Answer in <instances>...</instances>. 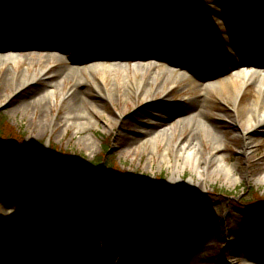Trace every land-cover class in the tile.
Returning a JSON list of instances; mask_svg holds the SVG:
<instances>
[{"label":"rangeland","instance_id":"rangeland-1","mask_svg":"<svg viewBox=\"0 0 264 264\" xmlns=\"http://www.w3.org/2000/svg\"><path fill=\"white\" fill-rule=\"evenodd\" d=\"M141 8L134 14L125 4L104 9L92 2L78 10L67 3L54 4L52 11H47L31 4L16 12L3 13L4 20L0 18L2 46L41 45L49 38V44L53 39L51 43L68 47V53L60 55L63 65L54 61L46 63L44 57L21 66L2 65V73L28 70L37 73L38 79L6 101L1 96L11 91L5 87L6 78L0 81V119L6 121L4 125L17 130L15 136L28 149V154L38 159L41 167L51 163L56 151L69 157L71 168L68 169L77 176L76 193L84 218L82 228L75 226V211H70L66 200L53 191L39 187L17 189L0 182V229L4 235L11 234L12 229L16 234L8 245L6 264H33L34 258L41 259L40 264H189L193 255L194 264H260L249 261L253 254L264 261V221L261 220L264 182H259L264 175V130L255 137L256 145L248 164L240 150L243 142L237 134L238 129H245V108L258 97L253 86L239 100L212 89L206 107L210 113H204L208 122L216 121L214 124L225 133L226 162L239 163L234 174L239 173L241 180L235 184L223 175L204 180L194 162L177 173L173 146L168 152L169 160L161 161L158 155L152 154V145L133 144L145 128L151 129L199 108L203 104L202 86L208 80H235L234 69L239 68L236 62L245 58L246 51L255 52L249 59L264 62V0H182L178 5L172 0H159ZM197 17L201 24L194 20ZM236 52H240L239 58ZM33 53L38 57L39 52ZM142 54L165 62L156 66L160 75L101 71L94 74V85L89 74L84 73L83 77L82 73L74 72L77 66L72 64L79 59L83 65L95 61L109 65L117 57L129 60ZM172 64L189 67L191 76L167 78L165 72ZM45 67L52 70L60 67L75 79L61 86L51 75H39ZM127 78L155 80L158 86L164 83L165 90L157 91L155 83L154 93L132 96V90L124 83ZM78 79L84 84V100L75 102L70 100L69 92L74 84L79 85ZM48 92H53L49 97L50 109L46 101L36 104ZM29 99L35 103L28 108L15 106L18 101ZM88 103L101 112L88 109ZM87 111L95 118L94 127L80 131L76 124L65 126L69 114L80 123L87 118ZM237 117L241 124L234 122ZM190 133L186 127L182 134H175L174 141L179 142L181 136L185 138ZM86 137L94 141L91 149L83 142ZM163 140L160 138L157 143L161 155L167 145ZM203 146L205 153L214 150L208 140H203ZM0 159H4L3 154ZM97 162L102 164L96 165V169L93 167L95 172H89L88 167L92 169L90 165ZM244 172L248 175L244 176ZM174 175L181 178L177 186L171 185ZM81 178L109 182L118 192L131 186L132 197L171 203L174 211H162L156 206L150 212L144 206L131 211L148 214L158 240L150 242L143 236V223H132L129 216L121 222H106L88 211L86 207L91 199L82 189ZM186 197L201 217L211 221L212 227L198 231L199 236L177 235L164 229L165 223L170 225L182 217V198ZM45 210L53 213L40 225L38 216ZM72 230L83 240L76 253H71ZM175 236L178 242L172 240ZM151 243L160 248H155L156 252L148 251ZM234 249H237L235 255L240 256L238 259L232 257Z\"/></svg>","mask_w":264,"mask_h":264},{"label":"bare ground","instance_id":"bare-ground-1","mask_svg":"<svg viewBox=\"0 0 264 264\" xmlns=\"http://www.w3.org/2000/svg\"><path fill=\"white\" fill-rule=\"evenodd\" d=\"M24 53L23 56L19 55H9L6 56V52L10 51H19ZM23 50V51H22ZM68 47H63L60 44H34L29 43L25 46L20 45H12V46H0V81H2L3 78H6L8 83L5 84V87L7 90H10L11 93H5V95L1 96L5 101L10 100L14 96L22 93L27 86H30L32 83H34L38 79L37 73H30L28 70L18 72L13 70H7L5 73H2V65H5L6 63H10L13 65H17V63L25 61L26 63H30L31 61L35 60H42L39 57H44L46 63H50L52 61L56 62L59 65H63L62 61L60 59V55H56V52H59L60 54H67L68 53ZM33 52H39L38 57L35 58V53ZM45 52H47L45 54ZM254 53V52H248ZM151 58L153 56L149 55ZM9 57V58H8ZM39 58V59H38ZM146 55L138 56L136 62H147L150 60H147ZM154 59V58H153ZM152 59V60H153ZM123 60L122 57L115 58L111 64L106 65L100 61H95L88 63L86 65H83L81 60H75L72 62L74 66H77L73 68L74 72H80L82 73L83 77L84 73L89 74L91 76L94 85V74H97L101 71H112V72H118L120 70H126V67L124 68L123 64H118ZM146 60V61H141ZM116 63V64H113ZM139 66V67H137ZM151 63L142 64H136L135 69L137 68V71H142L148 69L151 67ZM174 68V66H172ZM170 68L167 73L172 74L173 69ZM140 69V70H139ZM4 74V75H3ZM235 80L233 78H227L226 80L222 82H214L208 80L205 85L202 86L203 90V100L202 105L199 106V108L188 110L181 114L178 119L172 120L167 119L163 121L162 123L156 125L155 127L151 129L145 128L143 131L144 133L141 135L139 139H136L133 144L139 145V147H145V144H150L153 146V153L160 157L161 161L168 159L169 160V149L171 146H173L176 157V172L178 173L180 169H185L187 165L192 164L194 162V167H196L197 172L200 174V177L204 180L210 178L213 175H223L226 180L231 182L232 184H235L241 180V177L237 174H234L235 171L238 169L239 163H235L233 165H229L226 162L227 155L223 151L224 147H226V136L222 129H219L217 127V124H214L216 121L208 122L204 118V113H210V111L206 108L209 106V102L211 99L210 92L212 89L219 90L220 92H224L227 94V96H234V99L239 100L240 96L245 92L249 87L253 86L258 93V97L252 101L245 109L247 111V119L243 122L245 124V129H238L237 134L239 135L240 139L243 142L242 148H240L241 153L243 155V158L247 159V164L250 159V156L252 154L253 148L256 145L255 137L260 133V131L264 130V62H254V61H245L242 63V65L239 67V71L235 72ZM39 75L49 76L51 75L52 78L59 83V85H63L65 82L73 81L75 78L71 75L68 76L66 74V71L61 70L60 67L52 70L49 67H45L44 69H41L39 72ZM5 76V77H4ZM154 76V75H153ZM168 78V77H167ZM79 85L74 84L69 92V96L72 97L70 100L75 102H80L84 100V94H83V86L82 79H78ZM157 81V80H156ZM88 82V81H87ZM90 83V82H88ZM124 83L127 85L129 89L132 91L130 92V95L140 97L141 94L149 95L154 93L153 85L158 86V82H155V80H151L149 82H146L145 79H135L134 81H130L128 78L124 81ZM156 83V84H155ZM164 83L159 85L157 87V91H164ZM97 86V85H96ZM115 86H118L117 82L115 81ZM143 91V92H142ZM53 95V92H48L46 95L42 97V99H39L36 101V104H42L46 101V107L50 109L49 107L52 105V103L49 101V97ZM110 97V96H109ZM125 99V98H124ZM21 101V102H20ZM17 102L18 109L22 108L23 106L25 108H28L30 105L34 104L35 102L33 99L29 100H20ZM45 104V103H44ZM88 109H91L95 113H100L101 111L99 108L93 104L88 103L86 106ZM88 113L87 118L83 119L79 123H77V120H72L73 117H71V114H69L68 118L65 119V126H68L69 123L76 124L78 130H84L86 128H92L95 126V118L93 115H91L90 111H87ZM84 113V112H83ZM89 114V115H88ZM224 117H227L225 115ZM76 122V123H74ZM234 122L241 124V120L237 117L234 119ZM188 127L191 131V133L183 138L179 139V142H175V134L182 132ZM164 139L163 141H167L166 149L164 155H161L158 153L157 149V143L159 139ZM208 140L213 143L214 150L212 152H204V146H203V140ZM162 141V140H160ZM88 148H92L94 141L91 137H86L83 141ZM130 151V150H128ZM138 151V148L136 149ZM242 174V173H241ZM244 176L248 175V172H244ZM174 175V177L171 180L172 186H177L180 177ZM259 182H264V175L260 178ZM11 204L17 205L16 202L11 201ZM53 213V210H45L38 216V224L44 225L48 220L50 215ZM16 216V215H14ZM11 234L4 235L3 232L0 229V264H6L5 262L9 260L7 257L8 252L7 248L8 245L12 244L11 240L16 237L15 230H11ZM202 243H200L199 246H201ZM105 256V252L103 253ZM194 256V255H193ZM191 256V261H189V264H194V257ZM189 258V260H190ZM249 261H258L260 264H264V261L260 259L259 255H251L249 256ZM176 260V259H175ZM174 260V261H175ZM41 259L34 258L33 264H40ZM58 264H61V262H58Z\"/></svg>","mask_w":264,"mask_h":264},{"label":"trees","instance_id":"trees-1","mask_svg":"<svg viewBox=\"0 0 264 264\" xmlns=\"http://www.w3.org/2000/svg\"><path fill=\"white\" fill-rule=\"evenodd\" d=\"M158 1L159 0H0V13L3 11H14L17 6L25 7L30 3L37 4L47 10H51L55 3L58 5L67 3L68 6L78 10L82 9L83 6L95 2L96 4H101L104 9L110 8V5L112 6L115 3L125 4V6L135 14L137 12L136 10L142 9L141 7H147ZM181 1L182 0H172L175 4H180ZM4 122L6 121L0 119V155H4V159H0V182L16 187H25L28 184H35L43 186L42 188L44 190H53L56 194L65 198L66 204L71 208L70 211H76V221L81 225L84 219L82 216L83 209L78 194L76 193V187L78 186L75 182L76 175L71 174L70 169H68L71 168L68 163L69 157L65 156L63 152L56 151L50 161L51 163H48L45 167H41L38 159L29 155L28 149L25 148V145L16 137L18 134L17 130L7 126V124L4 125ZM15 142L17 144H14ZM98 164L99 162L91 164L90 166L92 169L88 167L87 170L89 172H95L93 167L96 169ZM95 179L96 178L93 180L86 179L87 181L82 184V189L91 199V202L87 205V210L95 212L103 220L121 222L133 207L137 208L144 206L145 209L150 211L156 206L160 210L174 211L171 203L162 205L152 201H144L143 196L132 197L130 190L133 188H131V186H129L130 189L127 188L126 191L118 192V190L112 187L111 183H106L104 181L98 182V180ZM185 199L188 198L186 197ZM181 207L183 208V210L180 211L182 217L179 216L180 219L175 223L166 226V229H169V231L173 233H179L183 230L195 231L200 228V226L211 224L209 220L200 216L196 206L190 205V200H188V202L184 201ZM175 213H177V211H175ZM130 218L134 222L143 220L145 229L147 230L149 228L146 213H138L137 215H132ZM236 250L234 249L233 254Z\"/></svg>","mask_w":264,"mask_h":264}]
</instances>
